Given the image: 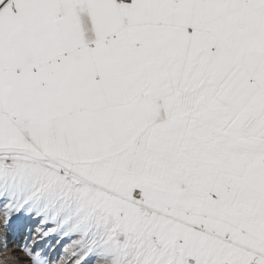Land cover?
<instances>
[{"label": "snow or ice", "instance_id": "1", "mask_svg": "<svg viewBox=\"0 0 264 264\" xmlns=\"http://www.w3.org/2000/svg\"><path fill=\"white\" fill-rule=\"evenodd\" d=\"M0 264H264V0H0Z\"/></svg>", "mask_w": 264, "mask_h": 264}]
</instances>
